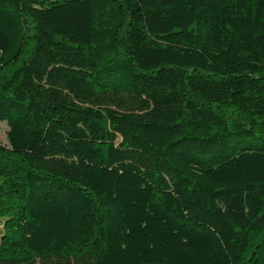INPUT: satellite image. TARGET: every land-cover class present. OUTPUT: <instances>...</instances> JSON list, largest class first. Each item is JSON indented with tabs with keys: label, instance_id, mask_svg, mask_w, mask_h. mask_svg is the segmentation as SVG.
I'll use <instances>...</instances> for the list:
<instances>
[{
	"label": "trees",
	"instance_id": "1",
	"mask_svg": "<svg viewBox=\"0 0 264 264\" xmlns=\"http://www.w3.org/2000/svg\"><path fill=\"white\" fill-rule=\"evenodd\" d=\"M0 264H264V0H0Z\"/></svg>",
	"mask_w": 264,
	"mask_h": 264
},
{
	"label": "rangeland",
	"instance_id": "2",
	"mask_svg": "<svg viewBox=\"0 0 264 264\" xmlns=\"http://www.w3.org/2000/svg\"><path fill=\"white\" fill-rule=\"evenodd\" d=\"M7 130L8 126L5 121L0 122V143L4 145H8V140H7ZM2 232V225L0 222V235Z\"/></svg>",
	"mask_w": 264,
	"mask_h": 264
}]
</instances>
